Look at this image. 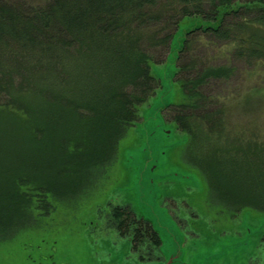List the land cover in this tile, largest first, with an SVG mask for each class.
<instances>
[{"label": "rangeland", "instance_id": "rangeland-1", "mask_svg": "<svg viewBox=\"0 0 264 264\" xmlns=\"http://www.w3.org/2000/svg\"><path fill=\"white\" fill-rule=\"evenodd\" d=\"M165 22L167 27L159 24L153 38L142 47L155 64L157 90L142 105L140 120L127 126L113 158L83 172L82 187L75 186V193L68 190L73 183H64L61 178L65 173L58 170L63 167L55 162L59 154L56 147L48 149L47 142H43L45 146L38 155L18 163L23 158V141L15 140L13 149L1 146L0 163L5 166H0V201L1 189L9 187L6 173L17 172L8 167L13 162L18 166L45 164L48 176L43 173L38 186L29 184L32 195L28 190L23 192V204L19 202L22 214L17 213L9 231L0 229V264H264V207L241 206L243 199L233 195L236 191L228 194L221 190V186L230 187V183L223 182L217 174L219 167L210 169L196 157L198 148L211 152V145L217 147L215 155L227 161L240 160L238 146L247 149L250 145L256 150L260 145L264 149V67L254 68V64L244 60L231 59L221 51L226 46L223 43L193 34L179 58L167 64V59L174 56L171 50L181 43L170 47L175 27L169 26L168 20ZM167 33L169 36L162 43ZM227 59L236 64L237 70L225 79L207 80L201 89L212 102L205 106L206 111L197 110L215 117V130H210L208 117L195 114V108H183L179 113L187 114L184 121L199 133L189 140L184 133L176 135L171 118L177 109L165 104L185 92L177 79L195 75L203 64H226ZM259 68L263 72L256 71ZM14 72L11 77L0 74L3 96L7 95L2 89L5 84L13 91L23 80L30 79L26 72L33 80L29 88L34 91L47 84L42 65H20ZM11 78L14 87L7 83ZM21 85L27 87L25 83ZM32 117L35 118L25 119L39 120ZM169 130V134L165 133ZM218 135L222 137L218 139ZM243 158H249V164L240 162L242 168L247 167L245 170L262 162L251 153ZM231 170L240 184L236 173L239 167L234 164ZM247 183L259 184L261 194L264 193V178ZM260 199L264 200V196ZM125 204L159 232L160 249L150 260L140 259L139 250L132 248L130 235L120 234L111 225V208L118 206L124 217Z\"/></svg>", "mask_w": 264, "mask_h": 264}, {"label": "trees", "instance_id": "trees-1", "mask_svg": "<svg viewBox=\"0 0 264 264\" xmlns=\"http://www.w3.org/2000/svg\"><path fill=\"white\" fill-rule=\"evenodd\" d=\"M166 20L171 23L169 26L175 27L170 47L181 43L177 59L193 34L223 43L226 46L221 51L231 59L244 60L254 64V68L264 67V0H0V74L11 77L20 65L39 64L47 78V84L36 91L29 88L33 80L27 72L25 76L30 79L21 82L26 88L21 84L13 91L7 84L5 89L2 87L7 95L0 92V148L3 145L5 149H13L15 140L21 139L23 158L18 163H24L25 158L40 153L45 146L43 142H47L48 149L56 147L59 154L55 162L63 167L58 170L65 173L61 178L64 183H73L68 190L75 193V186L82 187L83 172L113 158L127 126L140 120L142 105L157 90L155 64L142 47L153 38L159 24L167 27ZM168 36L165 34L162 43ZM230 61L203 64L195 75L177 79L185 92L175 95L168 105L177 109L171 118L176 135L184 133L189 140L199 133L184 121L187 114L179 113L183 108H195V114L208 117L210 130H215V117L208 111L197 112L206 111L205 106L212 102L201 88H205L209 79L231 76L237 66ZM11 81L12 78L7 83L13 86ZM24 113L32 119L37 116L39 120L28 121L30 117ZM219 136L222 137L218 135V139ZM259 146L256 150L250 145L247 149L238 146L242 154H238L240 160L237 161L215 155L217 147L214 145L209 148L211 152L198 148L196 157L210 169L219 167L217 174L231 187L221 186V190L236 191L233 195L241 196V206L264 207V200L260 199L264 193L261 194L259 184L247 186L250 180L264 178V149ZM248 153L262 161L254 163L251 172L240 163L244 160L243 165L249 164V158H243ZM219 162L223 165L219 166ZM29 164L18 166L13 162L8 166L17 172L6 173L9 187L1 189L0 229L9 231L17 213L22 214L19 202L23 204L20 199L23 192L28 190L32 195L30 186L41 183L43 173L48 176L45 164ZM234 164L239 167L236 173L237 181H242L240 184L234 180L231 170ZM0 166L5 164L0 163ZM29 204L30 201L26 209ZM122 210H126L125 217L121 216L118 206L111 208V225L119 229L120 234L142 241L148 254L157 251L161 237L152 223L128 207ZM1 236L3 234L0 240Z\"/></svg>", "mask_w": 264, "mask_h": 264}, {"label": "flooded vegetation", "instance_id": "flooded-vegetation-1", "mask_svg": "<svg viewBox=\"0 0 264 264\" xmlns=\"http://www.w3.org/2000/svg\"><path fill=\"white\" fill-rule=\"evenodd\" d=\"M125 207H128L129 209H131L128 205H124ZM134 213V212H133ZM125 216H126V214H125ZM124 216V217H125ZM115 229H117V228H115ZM118 231H119V229H117ZM119 233H120V231H119ZM126 235V234H125ZM130 240H131V244H132V248H134L135 250H139V258L140 259H143V260H145V259H152V257H154L155 256V253L157 252L156 250H153L152 251V253H150V254H148V252H147V250H146V247H144L145 245H143V242L142 241H139V240H136L135 238H132V235H130ZM161 243V242H160ZM158 247H160V245L158 246ZM160 248H158V250H159ZM156 256H157V254H156ZM157 258H159V256L157 257ZM157 264L159 263L158 261L156 262Z\"/></svg>", "mask_w": 264, "mask_h": 264}, {"label": "water", "instance_id": "water-1", "mask_svg": "<svg viewBox=\"0 0 264 264\" xmlns=\"http://www.w3.org/2000/svg\"><path fill=\"white\" fill-rule=\"evenodd\" d=\"M180 47V46H179ZM179 47L176 49V50H178L179 49ZM175 48V47H174ZM172 49L171 50V54H173L174 56L172 57V58H170L169 56V58L167 59V61H166V63L168 64V63H174L175 62V60L177 59V51L175 50V49ZM175 50V51H174ZM169 103H170V101L169 100H167V103L165 104V106H168L169 105ZM165 133H167V134H169L170 133V130L169 131H165Z\"/></svg>", "mask_w": 264, "mask_h": 264}]
</instances>
